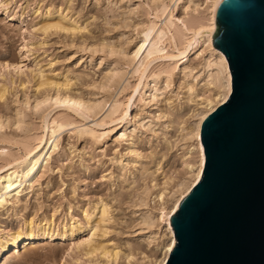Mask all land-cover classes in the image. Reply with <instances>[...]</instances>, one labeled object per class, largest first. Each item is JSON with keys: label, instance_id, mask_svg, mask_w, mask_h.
<instances>
[{"label": "rangeland", "instance_id": "obj_1", "mask_svg": "<svg viewBox=\"0 0 264 264\" xmlns=\"http://www.w3.org/2000/svg\"><path fill=\"white\" fill-rule=\"evenodd\" d=\"M163 1L168 7L165 14L160 10L164 5L154 6L150 0H0V90L5 92L0 97V116L10 119L9 125L0 128V169L46 136L47 127L59 122L71 124L56 135L60 147L37 176L31 192L22 196L16 207L0 212V238L9 239L31 222L35 227L43 224L61 230L82 227L80 234L66 241L45 240L30 250L21 249L8 264H115L103 256L105 248L103 251L120 250L124 256L136 253L140 258L143 252L151 259L159 257L156 244L149 246L133 228L139 214L132 209V201L145 181L157 184L156 191L164 190L184 175L186 159H199L197 153L174 143L184 122L202 99L213 94V88L192 79L184 81L177 69L167 89L151 100L143 85L147 80L140 85L141 75L121 61L125 78L109 95L124 104L122 113H130L132 127L125 138L121 137L119 121H104L105 111L95 118H82L51 102L45 113L34 111L33 105L64 91L88 98L91 85L107 65L99 68V56L91 61L81 46L109 43L118 47L121 41L138 35L139 23L154 22L162 27L176 3V17L194 21L207 16L205 6L192 12L186 11V0ZM168 44L169 40L164 55L173 52ZM162 58L156 59L147 73L148 77L161 76V86L173 64ZM200 61L201 57L194 56L191 62L198 65ZM191 85L197 90L192 97L188 92ZM26 102V125L18 129L13 120L16 108ZM164 121L169 130L161 128L159 123ZM96 123L104 126L96 127ZM135 123L138 127L133 130ZM86 127L92 128L96 137L85 133ZM103 205L109 210L105 221L100 220ZM95 229L98 232L93 242L101 249L90 256L86 250ZM4 253L0 247V256ZM124 256L120 264H127Z\"/></svg>", "mask_w": 264, "mask_h": 264}, {"label": "bare ground", "instance_id": "obj_2", "mask_svg": "<svg viewBox=\"0 0 264 264\" xmlns=\"http://www.w3.org/2000/svg\"><path fill=\"white\" fill-rule=\"evenodd\" d=\"M150 1L154 6L159 5L160 7L164 5L162 3L164 2L163 0ZM171 1L174 2L175 0ZM177 1L180 2L181 0ZM220 1L221 0H204L202 3L199 0H186V11L192 10V12H197L202 6H205V10L207 11V16H204L205 18H199L194 21H189L178 16L176 17L175 12L178 7V3H176L174 9H172L168 15L169 18H166L167 20H165L162 27H158L153 21V23L148 25L139 23L137 25L139 28L137 29L139 32L138 35L121 41L118 47L109 43L108 45L81 46L80 50L83 51L82 53L88 54L91 61L99 56V58H97V66L99 68L107 65V68L101 74L99 80L97 82L94 81L91 85L88 98H82L72 95L71 93L68 94L69 92L67 93L64 91V94L63 92L62 94L57 93L55 96L51 94L53 97L36 100L33 105L34 111L45 113V108L47 109V105L51 102L53 105L67 108L82 118H95V116L105 111L104 121H119V123L122 124L121 127H123L121 137L125 138L127 130L132 125V121L129 120L130 113L129 111L122 113L124 104L120 102L117 97L109 95L110 89L120 85L123 78H125V73L120 68L121 61L125 62V65L133 68L134 73L141 75L140 85H142L144 79L147 80L146 84L143 85H145V88H148L151 94V100L156 99L161 90L164 91L167 89L170 85L171 77L177 69H180L184 81L192 79V82L200 81L204 83L205 86L213 88L212 95L204 99L199 97L202 99V102L197 105L189 119L184 122V125L180 128V133L176 142L174 141L175 147L180 146L183 150L188 148L189 153H197L199 159L197 161H189V159H186V171L184 175L180 176L176 182H173L172 185L170 184V187H166L164 190L156 191L157 184L155 185L154 183L145 181L143 186L136 192L134 200L132 201V209L135 213L139 214L136 223L134 221L135 224L133 228H136L135 230L139 232L138 236L141 239H145L149 246L152 243L156 244L157 250L160 252L159 257L151 259L143 252L140 253V258L136 253H130L124 256L120 250L103 251L106 249L105 248L102 250V253H104L103 256L108 259V262L120 264V260H122V256H124L127 264H132L133 261L139 264H166L176 245L177 239L170 218L179 209L182 199L201 179L206 163L205 147L201 139L203 122L210 113L215 111L229 98L232 92V74L228 59L220 49L213 45L212 41L214 36L213 31L217 28L215 10ZM2 6L4 5L2 4ZM167 8L168 7L165 5L162 6V9L160 8L161 13L163 12L162 14H165ZM191 18L193 17L191 16ZM50 26L52 25L50 24ZM58 27L60 26L58 25ZM44 28L43 30H46ZM167 40H169L168 46L170 45L172 47L173 52L164 55L166 52L165 43H167ZM162 56V59L171 60L173 62L169 73L166 71L167 78L164 80L165 84L163 86H161V76H147L152 63ZM194 56L201 57V61L198 65L191 62ZM116 57L118 58L117 60H115ZM149 79H151L150 82H148ZM193 85L189 86L188 92L190 93V97L197 91ZM139 90L140 86L135 92L138 93ZM4 93L3 90H0L1 98L4 97ZM52 104L49 106H53ZM28 106L29 103L26 102L25 105L16 108L13 120L15 127L18 129H22L26 125L24 109L28 108ZM5 118L0 116V128L10 124V119ZM100 124L96 123L94 126H104L102 125L103 123ZM159 124L164 130L170 129V125H168L166 121ZM69 125L71 124H68V122H59L55 123L54 127H47L46 136L39 139L34 146L27 148L22 157L16 158L12 163H8L5 167L0 169V212L3 209L8 210L9 207H16L22 196L31 192L35 186L37 176L40 172L42 173L44 166L49 164L53 155L60 147V139H56V135L63 132ZM137 127L138 125L135 123L133 130ZM133 130H131V132ZM84 131L92 136L96 135L92 128L86 127ZM108 211V207L103 205L100 209L102 216H100V220L105 221V219L108 218ZM31 223L27 224L25 229H20L10 234L9 239L6 238L7 240H2L0 238V247L5 252L3 257L0 256V264H8V261L12 257L14 258V256L20 254L21 249L30 250L45 240H51V242L54 243L55 241L63 242L67 239L74 238L76 233L78 235L82 231L80 225L65 227L61 230L54 229L51 225L48 226L47 224L48 227L43 224L36 225L35 227ZM157 229L158 231H156ZM97 232L98 231L95 229V232L92 234V239L88 242L89 250L87 249L86 251L90 256L95 255L97 251L101 249V246L99 247L98 245V248L97 244L94 245L93 242V239L97 236Z\"/></svg>", "mask_w": 264, "mask_h": 264}, {"label": "water", "instance_id": "obj_3", "mask_svg": "<svg viewBox=\"0 0 264 264\" xmlns=\"http://www.w3.org/2000/svg\"><path fill=\"white\" fill-rule=\"evenodd\" d=\"M215 21L232 92L203 122L204 171L170 218L166 264H264V0H221Z\"/></svg>", "mask_w": 264, "mask_h": 264}]
</instances>
